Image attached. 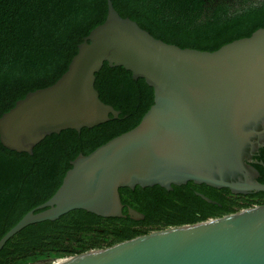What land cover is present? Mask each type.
<instances>
[{
  "label": "water",
  "instance_id": "water-1",
  "mask_svg": "<svg viewBox=\"0 0 264 264\" xmlns=\"http://www.w3.org/2000/svg\"><path fill=\"white\" fill-rule=\"evenodd\" d=\"M106 3L104 23L78 45L61 78L1 116L0 142L31 155L47 136L118 118L120 112L104 104L94 87L104 63L144 79L153 89V105L135 128L72 161L56 193L0 239V251L28 225L71 211L126 217L122 188L171 191L192 182L233 195L264 193L251 165L264 146V28L214 52L182 49L155 39L120 17L111 0ZM127 212L134 221L144 219L129 206ZM54 264H264V205L152 231Z\"/></svg>",
  "mask_w": 264,
  "mask_h": 264
},
{
  "label": "trees",
  "instance_id": "trees-1",
  "mask_svg": "<svg viewBox=\"0 0 264 264\" xmlns=\"http://www.w3.org/2000/svg\"><path fill=\"white\" fill-rule=\"evenodd\" d=\"M122 18L155 39L182 49L214 52L264 28V0H111ZM107 16L106 0H0V118L17 101L53 85L67 71L84 38ZM99 99L118 118L78 133L67 129L45 137L32 154L0 142V239L29 211L58 190L71 162L132 130L153 105V89L131 72L104 63L95 74ZM262 163L263 165H260ZM264 184V146L252 158ZM196 193L215 204L207 203ZM122 218L83 210L23 228L0 251V264H54L152 231L223 217L264 205V193L233 195L188 182L167 191L159 186L119 189ZM144 215L130 219L127 207ZM37 212V211H36Z\"/></svg>",
  "mask_w": 264,
  "mask_h": 264
}]
</instances>
